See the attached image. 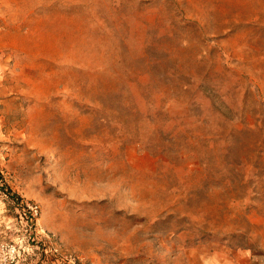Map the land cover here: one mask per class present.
Returning <instances> with one entry per match:
<instances>
[{
    "label": "rangeland",
    "instance_id": "1",
    "mask_svg": "<svg viewBox=\"0 0 264 264\" xmlns=\"http://www.w3.org/2000/svg\"><path fill=\"white\" fill-rule=\"evenodd\" d=\"M248 259L264 0H0V264Z\"/></svg>",
    "mask_w": 264,
    "mask_h": 264
},
{
    "label": "built area",
    "instance_id": "2",
    "mask_svg": "<svg viewBox=\"0 0 264 264\" xmlns=\"http://www.w3.org/2000/svg\"><path fill=\"white\" fill-rule=\"evenodd\" d=\"M27 212L31 215L32 218L38 216V209L35 206H28L27 207Z\"/></svg>",
    "mask_w": 264,
    "mask_h": 264
},
{
    "label": "trees",
    "instance_id": "3",
    "mask_svg": "<svg viewBox=\"0 0 264 264\" xmlns=\"http://www.w3.org/2000/svg\"><path fill=\"white\" fill-rule=\"evenodd\" d=\"M14 205L17 206V207H20L18 204H19V198L16 197V196H13V198H11Z\"/></svg>",
    "mask_w": 264,
    "mask_h": 264
},
{
    "label": "crops",
    "instance_id": "4",
    "mask_svg": "<svg viewBox=\"0 0 264 264\" xmlns=\"http://www.w3.org/2000/svg\"><path fill=\"white\" fill-rule=\"evenodd\" d=\"M243 258H246V256H243ZM247 259V258H246ZM241 264H252L251 261L248 260H244V262H242Z\"/></svg>",
    "mask_w": 264,
    "mask_h": 264
}]
</instances>
